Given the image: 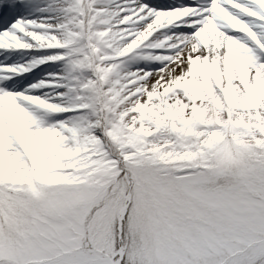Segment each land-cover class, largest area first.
Instances as JSON below:
<instances>
[{
    "label": "snow or ice",
    "instance_id": "obj_1",
    "mask_svg": "<svg viewBox=\"0 0 264 264\" xmlns=\"http://www.w3.org/2000/svg\"><path fill=\"white\" fill-rule=\"evenodd\" d=\"M0 264H264V0H0Z\"/></svg>",
    "mask_w": 264,
    "mask_h": 264
}]
</instances>
